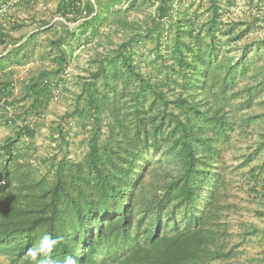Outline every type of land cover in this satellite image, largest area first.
Returning a JSON list of instances; mask_svg holds the SVG:
<instances>
[{"label":"trees","instance_id":"obj_1","mask_svg":"<svg viewBox=\"0 0 264 264\" xmlns=\"http://www.w3.org/2000/svg\"><path fill=\"white\" fill-rule=\"evenodd\" d=\"M121 1L96 0L75 30L18 19L29 0L0 20V264H34L26 252L45 232L62 238L51 264H264V227L233 230L241 208L230 177L243 179L264 222V160L254 164L264 150V16L254 0L114 10ZM77 3L60 0L56 12L78 14ZM81 44L92 51L70 78ZM53 84L68 109L50 120ZM44 129L53 152L40 159ZM236 143L245 149L229 171Z\"/></svg>","mask_w":264,"mask_h":264},{"label":"rangeland","instance_id":"obj_2","mask_svg":"<svg viewBox=\"0 0 264 264\" xmlns=\"http://www.w3.org/2000/svg\"><path fill=\"white\" fill-rule=\"evenodd\" d=\"M92 51V46L89 45L86 50L82 53V55L77 56L75 59H73V63L69 67V73L68 77H73L76 74L80 73L82 69L85 67L89 54ZM67 103L64 101V99H61L60 103L54 104L50 107L48 114V119H56L57 117H60L67 111ZM7 130L4 128H0V142L3 139V137L6 135ZM35 145L37 148L36 157H39L40 159H43L45 157H48L53 152V146L48 140L47 137V131L44 129L40 132V135L35 141ZM245 149V144H237L236 148L233 150H230L225 157L227 165L230 167L229 171H232L234 167H237L241 163V155L243 154ZM253 150V149H252ZM83 153V150H78L76 146H74L71 149V157L72 158H79L81 157ZM239 158V159H237ZM264 160V150L261 153V156L257 158L254 164H260ZM34 164V170L40 174V175H46L47 168L45 165L40 164L39 162H33ZM230 177L233 179V188H234V195H236L235 202H237L240 205L241 210L238 212V215L234 216L232 218V224H233V230H238V224L239 222H253L255 224H258L260 227H264V222L259 221L257 218H255L251 211H249L251 208L249 207L246 199V193L244 191V181L241 179L238 175L230 174ZM256 241L254 242V244ZM250 255H253L255 253V249L249 248Z\"/></svg>","mask_w":264,"mask_h":264},{"label":"built area","instance_id":"obj_3","mask_svg":"<svg viewBox=\"0 0 264 264\" xmlns=\"http://www.w3.org/2000/svg\"><path fill=\"white\" fill-rule=\"evenodd\" d=\"M22 0H6L0 3V20L8 17L11 13L16 12L20 6ZM31 1V8L27 13L17 12L18 19L25 23H28L32 16L39 17L41 19H48L50 24H63L70 30H75L79 24L92 19L97 14L96 0H78L79 12L78 14L72 13L65 18L60 13H57V7L60 0H29ZM239 5L243 4L245 0H237ZM256 8L254 13L264 16V0H254ZM89 3V9L86 4ZM131 6L130 0H122L116 4L113 8L118 11H129ZM131 19L134 18V14L130 12ZM259 35L264 36V28L258 32ZM87 45L81 44L76 52L75 56L82 55L86 50ZM69 73V68L65 72L66 75ZM62 89L60 86H52V105L60 103L62 96Z\"/></svg>","mask_w":264,"mask_h":264},{"label":"clouds","instance_id":"obj_4","mask_svg":"<svg viewBox=\"0 0 264 264\" xmlns=\"http://www.w3.org/2000/svg\"><path fill=\"white\" fill-rule=\"evenodd\" d=\"M61 237H53L45 232L39 236L37 243L29 248L26 256L34 262V264H51V256L56 246L61 242ZM63 264H77L72 256H66Z\"/></svg>","mask_w":264,"mask_h":264},{"label":"crops","instance_id":"obj_5","mask_svg":"<svg viewBox=\"0 0 264 264\" xmlns=\"http://www.w3.org/2000/svg\"><path fill=\"white\" fill-rule=\"evenodd\" d=\"M28 66H29V65H27L26 67H19V68H17V69H19L21 75H23V74L26 73V70L28 69ZM7 133H8V132H7ZM7 133H6V135H7Z\"/></svg>","mask_w":264,"mask_h":264}]
</instances>
